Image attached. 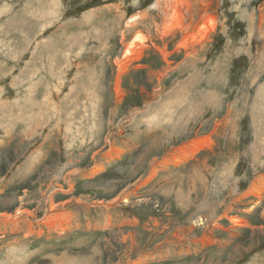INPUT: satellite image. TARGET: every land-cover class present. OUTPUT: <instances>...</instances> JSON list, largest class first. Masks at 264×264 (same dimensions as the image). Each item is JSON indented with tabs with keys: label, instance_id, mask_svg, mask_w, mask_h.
<instances>
[{
	"label": "rangeland",
	"instance_id": "obj_1",
	"mask_svg": "<svg viewBox=\"0 0 264 264\" xmlns=\"http://www.w3.org/2000/svg\"><path fill=\"white\" fill-rule=\"evenodd\" d=\"M181 1L0 0V264H264V0Z\"/></svg>",
	"mask_w": 264,
	"mask_h": 264
},
{
	"label": "bare ground",
	"instance_id": "obj_2",
	"mask_svg": "<svg viewBox=\"0 0 264 264\" xmlns=\"http://www.w3.org/2000/svg\"><path fill=\"white\" fill-rule=\"evenodd\" d=\"M180 1H181V0H180ZM181 2H182V1H181ZM184 3L186 4V2H184ZM43 6H44V5H38V6H37V10L43 12V9H44ZM168 6H169V5H168ZM179 6H180V5H179ZM179 6H178V7H179ZM185 6L187 7V4H186ZM168 8H169V7H168ZM27 11L29 12L30 10H27ZM27 11H26V12H27ZM175 11H176V10H175ZM165 12H166V11H165ZM178 13H179V12H178ZM177 15H178V14H177ZM177 15H176V16H177ZM140 16H141V15H140ZM178 18H179V16H178ZM178 18L176 17V19H178ZM176 19H175V22H176ZM179 21H180V20H179ZM177 24H178V22H177ZM174 26H176V25H174ZM174 26H173V27H174ZM210 28H211V27H210ZM185 32H186V31H185ZM139 41H141V40H139ZM141 42H142V41H141ZM138 48H139V47H138ZM129 53H130V52H129ZM121 66H123V65H121ZM63 70H64V69H63ZM47 92H48V91H47Z\"/></svg>",
	"mask_w": 264,
	"mask_h": 264
}]
</instances>
